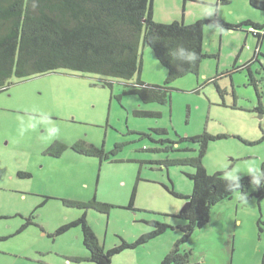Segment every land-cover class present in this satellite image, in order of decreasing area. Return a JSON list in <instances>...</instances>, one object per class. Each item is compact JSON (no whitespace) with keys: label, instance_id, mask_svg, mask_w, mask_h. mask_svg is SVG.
<instances>
[{"label":"rangeland","instance_id":"1","mask_svg":"<svg viewBox=\"0 0 264 264\" xmlns=\"http://www.w3.org/2000/svg\"><path fill=\"white\" fill-rule=\"evenodd\" d=\"M152 5L157 22L188 24L207 19L202 46L216 54L203 59L198 75L176 78L167 103H145L132 93L118 97L129 88L123 80L114 79L111 88L102 87L97 83L99 75L67 69L12 77L0 91V264H94L88 259L81 224L57 233L82 214L104 248L113 247L120 237L134 241L152 229L150 220L172 224L148 242L124 248L109 263L161 264L182 233L178 226L187 220L177 216L186 199L173 196L164 185L190 194L192 181L185 172L194 168L150 161L192 156L198 145L184 140L175 145L181 149L167 151L164 146L169 142H162L163 138L177 141L204 130L220 133L223 137L210 140L207 146L203 163L209 173L234 168L244 175L250 164L260 167L264 160V55L251 64L258 88L248 76L249 67L233 68L250 60L257 49L264 53V37L259 43L249 26L227 29L213 19L220 17L233 25L247 19L262 23L264 9L250 0L227 4L152 0ZM140 52L141 78L150 84L163 83L167 69L153 50L140 43ZM224 72L217 83L229 87L221 98L214 82L208 86L203 82ZM235 101L237 107H230ZM138 109L161 115L135 116ZM157 128L166 133L160 134ZM80 140L103 147L111 158L101 162L98 156L74 150L72 144ZM54 141L67 145L60 156L48 149ZM116 143L119 148L112 153ZM253 190L251 186L248 193ZM93 198L112 207L105 212L64 202ZM237 218L240 223L234 222ZM187 247L192 248V260L202 264H261L264 199L251 195L245 202L237 192L217 202L209 222L195 228Z\"/></svg>","mask_w":264,"mask_h":264},{"label":"trees","instance_id":"2","mask_svg":"<svg viewBox=\"0 0 264 264\" xmlns=\"http://www.w3.org/2000/svg\"><path fill=\"white\" fill-rule=\"evenodd\" d=\"M229 2L230 0H217L220 4ZM250 2L255 7L264 9L263 0H250ZM152 10V0H0V91L7 88L12 77L30 78L38 74L44 75L67 69L99 75L97 83L102 87L111 88L114 79L123 80V85L129 88H124L118 97L132 93L139 95L140 100L145 103H167L174 89L171 86L172 82L188 73L198 75L203 59L216 54L204 51L202 46L203 26L207 19L200 18L188 24L179 20L170 23L157 22L153 19ZM213 22L227 29H240L249 24L261 26L252 19L233 25L225 22L223 18L215 17ZM157 36L162 40L156 41ZM172 41H178L184 47L197 52L199 59L195 65L191 67L185 65V71H177L166 55L168 48L164 42L171 47ZM140 43L143 47L148 45L153 50L154 57L167 69L163 83L150 84L141 78L143 61ZM261 54L264 55L260 49H257L250 60L239 67L234 66L233 69L249 67L248 76L253 80L252 82H255L251 64L257 61ZM222 74L226 75L225 72ZM218 75L220 74L206 77L203 86L214 82L215 90L223 98L226 87L221 88L217 83ZM231 83L234 84L232 79ZM197 89L195 91H198ZM222 103L224 105V102ZM230 107L236 108V101ZM258 109L261 111V105H258ZM134 115L158 117L161 112L138 109L134 111ZM155 131L160 134L166 133V129L157 128ZM218 137H223V134H211L204 130L191 137L180 136L177 141L163 138L162 142H169L164 146V150H179L181 147L175 146L176 144L190 140L198 144L196 153L192 156L175 158L167 156L164 160L150 161H156L166 167L174 164L189 165L194 168V172H185L192 181L190 194L175 191L172 185H164L173 196L186 199L187 205L177 216L187 220L178 226L182 233L172 249L165 254L161 264H202L199 260H192V248L187 247L190 235L196 227L204 226L209 222L211 207L214 204L230 199L239 192L225 191L224 171L209 173L204 166L208 143ZM85 142L77 141L72 144V148L85 155L98 156L101 162L103 159L111 158L103 147ZM66 147L65 143L54 141L48 149L56 156H60ZM118 148L119 143H116L110 150L113 153ZM260 167L264 170V160L260 163ZM18 174L29 176L25 172ZM240 183L241 191L247 193V197L253 195L258 201L264 199V188L255 189L256 186L251 185L250 177L246 174L241 175ZM251 186L254 190L248 193ZM68 201L64 202L76 206H92L105 212L112 207V204L98 202L96 198L90 201ZM85 216L86 214H82L74 218L71 223L64 224L57 233L71 225L81 224L83 243L89 252L88 259L94 264H109L112 257L124 248L129 249L140 243L144 244L156 235L164 233L168 228H172V224L167 221L150 220L148 223L152 229L140 233L134 241L130 242L120 237L113 247L104 248ZM261 221L259 219L258 223ZM258 227L262 230L259 224ZM261 264H264V252H262Z\"/></svg>","mask_w":264,"mask_h":264},{"label":"clouds","instance_id":"3","mask_svg":"<svg viewBox=\"0 0 264 264\" xmlns=\"http://www.w3.org/2000/svg\"><path fill=\"white\" fill-rule=\"evenodd\" d=\"M212 13L209 12L208 16H211ZM156 41L162 40L161 37H155ZM165 46L168 48L166 55L170 58V63L177 69L178 72L185 71V65L191 67L195 65L198 61L199 56L195 50L188 49L183 46L182 43L178 41H172L173 46H169L167 42H164ZM23 124V121L21 122ZM33 126V125H29ZM241 172L234 168H227L223 172V181L225 186V191H239L241 199L247 201V193H242L241 191ZM246 174L250 177L251 185H255V189L264 188V170L261 167L250 164L247 167Z\"/></svg>","mask_w":264,"mask_h":264},{"label":"flooded vegetation","instance_id":"4","mask_svg":"<svg viewBox=\"0 0 264 264\" xmlns=\"http://www.w3.org/2000/svg\"><path fill=\"white\" fill-rule=\"evenodd\" d=\"M254 22H257V21H254ZM257 23H259V24H261V26H253V24H249V30L248 31H250L254 36H256L257 38H258V40H259V42L261 41L262 42V40H263V37H264V22H262V23H260V22H257ZM254 33H253V32ZM220 76H225L224 74H220ZM218 78V77H217ZM218 80H219V78H218ZM254 80H255V85H256V87L258 88V83H259V81L257 80V79H255L254 78ZM219 84V83H218ZM229 86H227L226 87V89L228 88ZM50 147V146H49Z\"/></svg>","mask_w":264,"mask_h":264},{"label":"crops","instance_id":"5","mask_svg":"<svg viewBox=\"0 0 264 264\" xmlns=\"http://www.w3.org/2000/svg\"><path fill=\"white\" fill-rule=\"evenodd\" d=\"M240 221H241V220H240L239 218H237L234 222H235V223H238V222L240 223Z\"/></svg>","mask_w":264,"mask_h":264},{"label":"water","instance_id":"6","mask_svg":"<svg viewBox=\"0 0 264 264\" xmlns=\"http://www.w3.org/2000/svg\"><path fill=\"white\" fill-rule=\"evenodd\" d=\"M261 116V115H260ZM187 205V202H185V204L182 206V208H184Z\"/></svg>","mask_w":264,"mask_h":264}]
</instances>
